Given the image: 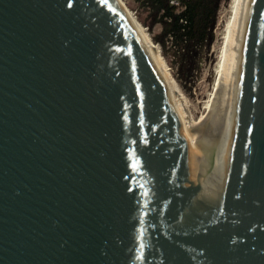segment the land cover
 I'll return each mask as SVG.
<instances>
[{
	"label": "water",
	"instance_id": "obj_1",
	"mask_svg": "<svg viewBox=\"0 0 264 264\" xmlns=\"http://www.w3.org/2000/svg\"><path fill=\"white\" fill-rule=\"evenodd\" d=\"M0 264H264V0L219 209L120 0H0Z\"/></svg>",
	"mask_w": 264,
	"mask_h": 264
},
{
	"label": "bare ground",
	"instance_id": "obj_2",
	"mask_svg": "<svg viewBox=\"0 0 264 264\" xmlns=\"http://www.w3.org/2000/svg\"><path fill=\"white\" fill-rule=\"evenodd\" d=\"M124 5L123 1L120 0ZM252 0H233V14L229 21L221 50V61L215 87L207 111L195 119L183 104V95L168 71L159 46L126 7L134 25L146 45L149 57L165 80L170 99L178 116L192 154L198 163L208 192L219 209L238 92L243 43Z\"/></svg>",
	"mask_w": 264,
	"mask_h": 264
},
{
	"label": "rangeland",
	"instance_id": "obj_3",
	"mask_svg": "<svg viewBox=\"0 0 264 264\" xmlns=\"http://www.w3.org/2000/svg\"><path fill=\"white\" fill-rule=\"evenodd\" d=\"M144 27L153 42L157 43L168 71L183 95V104L195 119L207 111L209 99L215 87L221 61V50L229 21L233 14V0H222L214 27L215 39L211 47H202L196 54L180 52L177 43L166 37L162 11L147 0H122ZM183 8L179 0H172ZM163 41L166 42L165 46Z\"/></svg>",
	"mask_w": 264,
	"mask_h": 264
},
{
	"label": "trees",
	"instance_id": "obj_4",
	"mask_svg": "<svg viewBox=\"0 0 264 264\" xmlns=\"http://www.w3.org/2000/svg\"><path fill=\"white\" fill-rule=\"evenodd\" d=\"M162 11L163 34L177 43L180 52L196 54L202 47H211L215 39L214 27L222 0H179L183 8L172 0H147ZM166 42L163 41L165 46Z\"/></svg>",
	"mask_w": 264,
	"mask_h": 264
}]
</instances>
